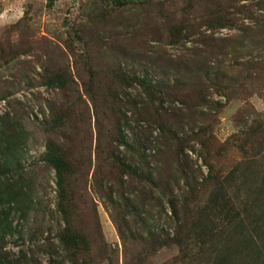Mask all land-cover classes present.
I'll list each match as a JSON object with an SVG mask.
<instances>
[{"label":"rangeland","instance_id":"rangeland-1","mask_svg":"<svg viewBox=\"0 0 264 264\" xmlns=\"http://www.w3.org/2000/svg\"><path fill=\"white\" fill-rule=\"evenodd\" d=\"M182 1L135 0L137 6L118 8L107 0H54L51 5L47 0H0V119L6 114L13 118L19 137L18 146L9 147L0 135V185L9 188L0 195L2 264H193L187 256H195V247L180 251L170 244L152 249L138 238L133 227L137 225L133 223H120L123 237L119 235L114 218L118 222L121 218H117L114 205L105 196L113 192L116 198V190L121 187H115L110 180L115 174L103 159L104 152L111 149L107 146L110 136L106 134L108 130L113 132V117L106 100L114 96L123 100L126 94L146 96L141 86H118L113 76L125 69L131 74H146L152 80L158 78L147 63L148 51L177 56L181 49L152 38L158 34L151 28L179 20ZM155 14L160 18L154 22ZM241 33L233 25L213 34L241 40ZM219 59L230 67L227 71L233 85L236 78L239 84L228 91V101L225 95L209 88L212 98L223 103V107L218 113L206 114L203 125L196 119L197 126L192 130L189 124L183 128L197 132L203 127L215 140L223 142L259 117L264 119V49L244 43L233 51L227 49ZM245 60L250 65L243 68ZM54 72L61 75V82H52ZM115 102L118 104V99ZM185 104L188 105L186 96L175 90L161 103L164 109L175 106L186 112ZM121 110L130 118L125 107ZM61 113L66 115L65 126L58 128L53 116ZM129 123L134 125L133 120ZM98 128L104 136L99 144L102 161L97 167ZM152 130V137H156L158 127ZM125 132L128 141H132L130 128L125 127ZM64 138L67 146L80 155L79 160L83 156L85 161L76 164L78 173L69 178V189L75 198L70 223L86 236L87 253L84 249H67L60 241L65 220L57 210L55 172L43 157L51 139L63 143ZM187 146L183 150L185 162L196 169L197 175H205L207 168L199 143L191 140ZM176 160L173 149L164 148L150 164L157 167L154 174L158 179L170 178L178 174L172 169ZM101 183L107 192L100 196ZM109 186L116 190L110 191ZM173 186V193L178 194L179 186ZM126 192L125 197L132 196ZM205 198V192L199 194V206L205 204ZM156 209L150 225H157L172 237L175 221H157Z\"/></svg>","mask_w":264,"mask_h":264},{"label":"trees","instance_id":"trees-1","mask_svg":"<svg viewBox=\"0 0 264 264\" xmlns=\"http://www.w3.org/2000/svg\"><path fill=\"white\" fill-rule=\"evenodd\" d=\"M47 1L48 5L54 2ZM107 1L118 8L137 6L135 0ZM180 12L181 18L168 22L164 26L167 27L165 32H162L163 25L151 28L159 35L152 38L179 45L181 49L177 56L148 51L149 68L159 75L156 80L142 73L131 74L125 69L113 76L118 86H141L146 96L126 94L123 100L115 96L106 100L113 117V132L108 130L106 134L110 136L107 146L111 149L109 153L104 152L103 159L112 166L115 174L110 180L121 189L108 187L120 194L116 197L119 201L113 197V192L108 193L105 199L114 205L117 218H121L119 222L114 218L121 237L120 223L128 226L133 223L137 225L133 227L139 233L138 238L152 249L170 244H175L180 251L190 248L187 246L195 247V256H187L193 264H264V119L259 117L223 142L215 140L201 126L197 132L183 128L189 124L192 130L197 126L196 119L203 125L206 114L218 113L224 105L212 98L213 92L225 95L228 101V91L239 84L236 78L233 85L228 74L231 69L222 65L219 55L225 56L227 49L233 51L244 43L264 49V0H183ZM159 18L155 14L154 22ZM233 25L242 31L241 40L214 36L217 29ZM245 33L251 35L248 37ZM247 61L242 62L243 68L250 65ZM51 78L53 83L61 82L59 73L54 72ZM174 90L186 96V112L184 108L175 106L169 109L162 107L161 103L171 97ZM122 107L131 113L130 118L125 110H121ZM187 112L192 116L198 114V117L191 118ZM6 115L0 119V135L5 137L3 143L6 146L15 147L19 144V137L15 134L18 126L13 118ZM64 117L63 113L53 116L54 126H65ZM129 120L134 121L133 126ZM141 122L146 125H141ZM125 127L131 130L133 140L130 142ZM154 127L159 130L156 137H152ZM102 136L104 134L98 128L97 167L102 161L99 145ZM191 140L199 143L207 168L205 175H197L196 169L185 162L183 150ZM66 142L67 138L63 143L51 139L46 144L43 157L55 172L57 210L65 220L60 241L67 249H84L87 253L86 236L71 224L75 198L69 189V178L78 173L76 164L85 161L83 156L79 160L80 155L74 153ZM121 146L123 150H120ZM164 148L173 149L177 160L172 169L178 174L158 179L154 174L157 167L150 163ZM123 176L128 179L125 187L123 184L127 179ZM173 183L180 188L178 194L173 193ZM102 184L98 192L100 196L107 192ZM7 189L8 186L0 185V195ZM124 189L132 196L125 197L127 192ZM202 192L206 193L205 204L199 206V194ZM155 208L157 221L162 218L169 223L175 221L172 237L157 225H150Z\"/></svg>","mask_w":264,"mask_h":264}]
</instances>
